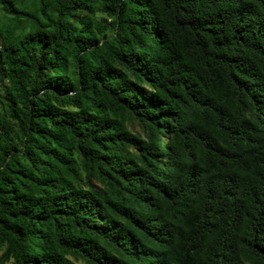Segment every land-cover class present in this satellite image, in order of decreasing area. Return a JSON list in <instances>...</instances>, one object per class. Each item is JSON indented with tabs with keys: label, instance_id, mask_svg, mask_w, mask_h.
I'll return each instance as SVG.
<instances>
[{
	"label": "trees",
	"instance_id": "trees-1",
	"mask_svg": "<svg viewBox=\"0 0 264 264\" xmlns=\"http://www.w3.org/2000/svg\"><path fill=\"white\" fill-rule=\"evenodd\" d=\"M0 264H264V0H0Z\"/></svg>",
	"mask_w": 264,
	"mask_h": 264
},
{
	"label": "rangeland",
	"instance_id": "rangeland-1",
	"mask_svg": "<svg viewBox=\"0 0 264 264\" xmlns=\"http://www.w3.org/2000/svg\"><path fill=\"white\" fill-rule=\"evenodd\" d=\"M0 255H1V251H0Z\"/></svg>",
	"mask_w": 264,
	"mask_h": 264
}]
</instances>
